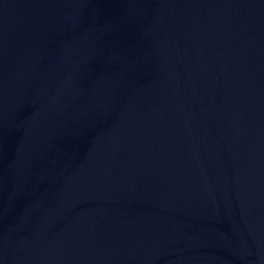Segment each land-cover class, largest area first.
I'll list each match as a JSON object with an SVG mask.
<instances>
[{"label":"water","instance_id":"water-1","mask_svg":"<svg viewBox=\"0 0 264 264\" xmlns=\"http://www.w3.org/2000/svg\"><path fill=\"white\" fill-rule=\"evenodd\" d=\"M0 264H264V0H0Z\"/></svg>","mask_w":264,"mask_h":264}]
</instances>
